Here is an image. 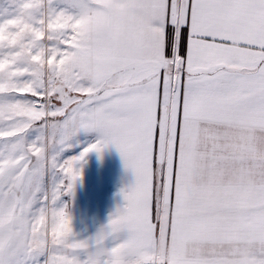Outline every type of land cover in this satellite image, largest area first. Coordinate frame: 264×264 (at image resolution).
Wrapping results in <instances>:
<instances>
[{
	"label": "snow or ice",
	"instance_id": "1",
	"mask_svg": "<svg viewBox=\"0 0 264 264\" xmlns=\"http://www.w3.org/2000/svg\"><path fill=\"white\" fill-rule=\"evenodd\" d=\"M109 147L134 181L84 236ZM0 264H264V0H0Z\"/></svg>",
	"mask_w": 264,
	"mask_h": 264
},
{
	"label": "crops",
	"instance_id": "2",
	"mask_svg": "<svg viewBox=\"0 0 264 264\" xmlns=\"http://www.w3.org/2000/svg\"><path fill=\"white\" fill-rule=\"evenodd\" d=\"M81 150L77 147L71 154L76 155ZM82 167V179L71 198V214L74 231L87 236L107 222L122 203L121 189L132 184L134 177L114 147L106 148L102 153H89ZM63 199L67 202L69 198Z\"/></svg>",
	"mask_w": 264,
	"mask_h": 264
}]
</instances>
